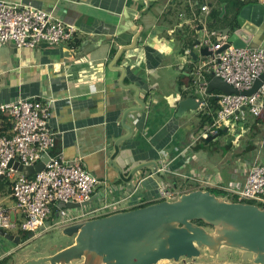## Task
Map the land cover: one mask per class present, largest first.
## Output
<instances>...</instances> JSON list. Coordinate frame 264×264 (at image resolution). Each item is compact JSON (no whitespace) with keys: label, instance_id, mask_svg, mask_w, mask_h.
I'll list each match as a JSON object with an SVG mask.
<instances>
[{"label":"crops","instance_id":"obj_1","mask_svg":"<svg viewBox=\"0 0 264 264\" xmlns=\"http://www.w3.org/2000/svg\"><path fill=\"white\" fill-rule=\"evenodd\" d=\"M3 1L31 4L76 29L71 41L55 47H0V104L32 97L51 104L49 125L57 138L51 153L80 163L99 180L82 209L107 207L113 213L154 204L167 199L163 187L183 193L202 187L186 178L196 174L228 185L218 168L205 163L216 159L213 144L222 136L233 146L244 142L232 179L243 184L250 167L264 163L263 119L249 116L238 123L243 127L200 138L218 104L208 99V108L200 107L196 69L210 54H201L197 42L231 25L235 0H195L199 4L193 7L182 0ZM188 101L191 107L185 109ZM201 145L209 151H199ZM225 148L224 160L231 164L236 153ZM0 201L14 208L9 188L1 184ZM5 233L13 240L0 234V264L41 257L17 255L20 235Z\"/></svg>","mask_w":264,"mask_h":264},{"label":"built area","instance_id":"obj_2","mask_svg":"<svg viewBox=\"0 0 264 264\" xmlns=\"http://www.w3.org/2000/svg\"><path fill=\"white\" fill-rule=\"evenodd\" d=\"M207 10L208 7L202 6V11ZM75 31L72 25L31 4L0 0V47L7 43H13L17 49L34 48L39 43L55 47L71 41ZM216 35L220 40L212 43L211 38ZM200 46L209 47L212 52L196 69L200 75L197 89L203 96L202 100L198 99L200 107L208 108V99H215L218 104L214 119L204 127L200 138L218 137L222 129H232L249 116L264 118V80L254 93L242 94L250 91L264 74V47H235L227 36L216 31L209 33ZM205 73L211 76L209 80L202 76ZM214 77L221 78L238 93L208 92L209 81ZM0 113L8 114L12 120L11 130L0 136V182L3 179L10 182V197L14 200V208H7L0 201V230L35 236L49 226L62 230L90 220L87 217L95 219L112 214L105 211L107 207L86 211L82 209L86 205L67 206L89 203L99 180L80 163L70 164L59 154L51 153L57 138L49 125L52 116L49 102L36 97L10 101L0 104ZM45 155L49 160L41 172L27 176L18 171L20 165L34 167ZM160 171H166V167ZM186 178L194 184L200 183L202 188L229 193L240 203H255L264 208V163L251 166L243 184H213L198 174ZM196 187L195 190L202 189ZM160 193L168 200L187 192L163 187ZM103 210L105 212H101ZM49 221L51 224L46 226Z\"/></svg>","mask_w":264,"mask_h":264},{"label":"water","instance_id":"obj_3","mask_svg":"<svg viewBox=\"0 0 264 264\" xmlns=\"http://www.w3.org/2000/svg\"><path fill=\"white\" fill-rule=\"evenodd\" d=\"M182 2L188 7L199 4L195 0ZM216 32L227 36L235 47L249 45L255 35L258 39L264 32V1L235 7L231 25ZM200 52L212 53L209 47H203ZM191 54L198 58L195 52ZM263 80L264 74L250 91L242 94L254 93ZM214 89L225 94L238 93L218 77L209 82V92ZM184 107H191L190 101ZM48 160L49 156L45 155L34 167L20 165L18 171L27 176L41 172ZM87 204L67 206L77 208ZM61 232L75 238L71 246L23 264H179L183 260L208 261L213 257L220 262L234 258L264 264V208L231 202L226 196L200 189L146 207L79 222ZM0 234L13 240L3 230Z\"/></svg>","mask_w":264,"mask_h":264},{"label":"rangeland","instance_id":"obj_4","mask_svg":"<svg viewBox=\"0 0 264 264\" xmlns=\"http://www.w3.org/2000/svg\"><path fill=\"white\" fill-rule=\"evenodd\" d=\"M264 36V32L261 33V37H259L258 39L254 38L249 46L256 48L259 47L261 44V41L263 40ZM198 49V48H197ZM197 51V50H196ZM238 127H243L241 125H238ZM253 131V129L248 130L247 131V136H250L249 134ZM228 140H230L229 138H224V136H222L220 139H218L216 141L215 144H213V152L216 155V159H214V161H206V164L211 165L212 167H214L215 169H219V172L221 174V176L223 177L224 181H226V183L229 184H239L241 183L240 181H237L235 179H232L230 175V170L232 168H234L236 166V162L238 161V156L240 154L241 151H243V145L244 142L241 141V143L239 145H232V144H227ZM246 141H250V140H246ZM232 145V146H231ZM228 147L229 152L231 153V155L236 153V156H232L230 158V160H232L231 164L226 163V160H224V155L227 156V152H226V148ZM198 150L205 153L209 151V147H204L203 145H201L200 147H198ZM218 154V156H217ZM220 162H224L223 164H220ZM219 163V164H218ZM240 166V165H239ZM202 188V187H201ZM203 190H206V188H202ZM215 193H217V195H223L229 198L230 201H233V197L231 194L229 193H225L226 195H224L221 192H217L215 191ZM98 215H101L100 213H98ZM93 217H87V219H91ZM46 226L47 223H46ZM7 233H12V234H17L21 236V232L20 231H6ZM75 241L74 237H67L62 235L61 229L54 227V226H49L44 232H42L41 234H36L34 237H30V239H28L27 241H24L22 244V247L20 248V251L17 253V255H22L23 257L26 255H32V256H47V255H53L55 253L58 252V250H62L65 249L69 246H71ZM227 264V261H223L220 262L216 259V257L211 258L208 261H203V260H198V259H194V260H183L181 263L179 264ZM229 263L232 264H252V263H246L243 262L242 260L240 261H236L234 258H231V260L229 261ZM160 264H174V263H169V262H162Z\"/></svg>","mask_w":264,"mask_h":264},{"label":"trees","instance_id":"obj_5","mask_svg":"<svg viewBox=\"0 0 264 264\" xmlns=\"http://www.w3.org/2000/svg\"><path fill=\"white\" fill-rule=\"evenodd\" d=\"M240 0H235L234 1V3H236V2H239ZM242 5H245V3H242ZM215 108H217L218 109V106L216 105L215 106ZM214 108V109H215ZM206 119L207 120H209L210 122L212 121L211 120V118H210V116H208V117H206ZM205 120V119H204ZM205 122H206V120H205ZM210 122H208V123H210ZM11 128H12V120H11V117L8 115V114H2V113H0V136L3 134V132L4 131H10L11 130ZM0 184H1V186L3 187V186H5V187H7V188H10V186H11V184H10V182H8V180L7 179H3V180H1V182H0ZM197 188V187H196ZM196 188H193L192 190H190V191H193V190H195ZM201 190H203V189H201ZM204 191H210V192H212V193H215V191H217L218 192V190H215V189H206V190H204ZM219 192H221V191H219ZM221 193H223L224 195H226L224 192H221ZM216 195H217V193H215ZM233 201H231V202H239L238 201V199L237 198H235V197H233ZM161 201H164V200H161ZM160 201V202H161ZM230 201V200H229ZM158 203V202H157ZM246 204H255V203H248V202H245ZM148 206V205H147ZM260 207H262V205H259ZM142 207H146V206H141V207H139V208H142ZM263 208V207H262ZM137 209V208H136ZM134 210V209H133ZM113 213H116V212H113ZM112 213V214H113ZM110 215V214H109ZM106 216H108V215H106ZM102 217H105V216H102ZM194 223H196V224H198V225H205L202 221H195ZM21 232V231H20ZM16 236L18 237V235L16 234ZM34 236V234H32V233H26V232H21V236L19 237V239H20V241H22V242H24V241H27L28 239H30V237L32 238ZM59 251V250H58Z\"/></svg>","mask_w":264,"mask_h":264},{"label":"flooded vegetation","instance_id":"obj_6","mask_svg":"<svg viewBox=\"0 0 264 264\" xmlns=\"http://www.w3.org/2000/svg\"><path fill=\"white\" fill-rule=\"evenodd\" d=\"M252 1H254V0H252ZM252 1H249V0H240L239 2H236V3L232 2V3H231V6H232V8L234 9L235 7H241V6H244V5H242V3L247 4V3L252 2ZM255 1H256V0H255ZM258 1H259V0H258ZM253 3H254V2H253Z\"/></svg>","mask_w":264,"mask_h":264}]
</instances>
